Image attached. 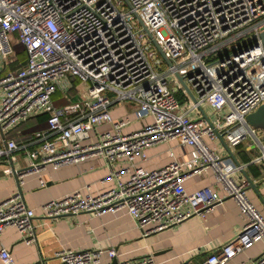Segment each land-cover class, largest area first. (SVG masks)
<instances>
[{
  "label": "built area",
  "instance_id": "2783aa9c",
  "mask_svg": "<svg viewBox=\"0 0 264 264\" xmlns=\"http://www.w3.org/2000/svg\"><path fill=\"white\" fill-rule=\"evenodd\" d=\"M263 30L264 0H0V157L23 150L27 158L22 168L8 171L17 187L0 201V233L11 226L22 242L33 243L36 214L56 218L122 209L148 234L192 213L202 215L229 197L241 218L238 232L198 264H222L257 239L264 248V213L245 194L248 179L233 176L244 164H235L206 142L219 135L233 146L246 138L258 141L257 129L244 122V115L264 102ZM18 42L26 60L7 68ZM175 74L182 76L195 100ZM170 76L174 89L188 100L186 106H179L168 88ZM67 77L84 83L87 94L54 106L56 86ZM127 100L136 103L138 117L149 114L151 121L125 134L127 120L114 119L108 107ZM202 102L216 114L223 108L226 112L214 120L191 117ZM41 112L47 113L42 127L22 134L21 141L10 135ZM101 123L111 130L82 143ZM171 139L190 147L188 157L153 169L140 164L148 146ZM261 147L253 162L264 156ZM93 154L104 158L109 169L105 179L117 176L118 161L125 162L127 178L99 194L91 195L85 186L51 198L37 212L21 197L25 174H39L47 163L57 167ZM205 168L218 189L186 191L184 179ZM38 182L45 183L41 176ZM115 253L111 248H60L53 254L60 264H96L102 254L113 259ZM0 261L13 264L7 248L0 247ZM117 264L155 262L150 254ZM249 264H264V249Z\"/></svg>",
  "mask_w": 264,
  "mask_h": 264
},
{
  "label": "crops",
  "instance_id": "0c3cea01",
  "mask_svg": "<svg viewBox=\"0 0 264 264\" xmlns=\"http://www.w3.org/2000/svg\"><path fill=\"white\" fill-rule=\"evenodd\" d=\"M9 63L6 64L7 68ZM54 92L52 96L54 106H60L67 100L73 101L87 94L86 85L76 77L60 80ZM200 106L191 111V117L202 116L210 119L206 106L202 103ZM108 109L114 119L127 120L122 129V133L125 134L139 130L151 121L149 114L142 117L136 115V103L131 100L113 102ZM37 117L33 116L21 122L13 128L10 135L16 141H21L22 134L33 131V127H37L34 128L37 130L43 126L44 117L40 118L39 115ZM256 129L258 141L246 138L234 146L220 139L206 142L218 154L227 155L233 162L244 164L243 168L233 172V176L248 178L249 185L245 188V194L255 208L264 213V156L253 162L255 156H260L261 145L264 146V129ZM110 130L111 127L107 123L95 125L89 137L82 140V143L96 140L99 133ZM189 149L188 145L178 143L174 139L166 140L148 146L145 149L146 159L140 164L145 169L157 168L173 158L188 157ZM26 163L27 158L23 150L13 152L11 157L6 155L0 157V201L17 187L15 176L8 172L9 169H20ZM125 167V162L118 161L114 166L118 171L117 176L111 174L110 179H105L109 169L99 154L57 167L47 163L39 174H25L19 191L26 204L37 212L42 202L76 189L84 190L85 186H88L91 195L115 187L117 179L127 178L128 172ZM38 176L42 177L44 185L38 182ZM213 182L211 170L205 168L199 174L186 177L183 186L186 191H193L202 186L218 189ZM184 207L189 208L188 205ZM32 219L35 225L33 243L22 242L17 230L11 226L5 227L0 233V247L8 249L13 264H60L53 254L60 248L73 250L111 248L116 252L113 259H108L102 254L96 264H117L119 260L150 254L155 264H198L221 243L232 238L241 224L237 206L229 197L213 205L202 215L192 213L179 222L148 234H143L136 227L133 218L122 209L113 212L103 211L95 215L89 212L62 214L56 218H43L36 214ZM263 249L262 239H257L222 264H249ZM0 264L3 263L0 261Z\"/></svg>",
  "mask_w": 264,
  "mask_h": 264
},
{
  "label": "water",
  "instance_id": "95a60500",
  "mask_svg": "<svg viewBox=\"0 0 264 264\" xmlns=\"http://www.w3.org/2000/svg\"><path fill=\"white\" fill-rule=\"evenodd\" d=\"M135 18H137V20L139 21L140 25H141V28L142 30H144V32L146 33V35L150 38V40L152 41L154 47L156 48L158 54H160L161 56L164 57L165 61L167 63H169L167 61V58L165 57L164 53L161 52L160 48L155 44L154 40H153V37L151 36V34L149 33V31L147 30V28L142 25L140 19L137 17L136 14H134ZM261 34V42H262V45L264 47V30L260 32ZM176 75V78L178 80V82L182 85V88H184L189 97L192 99V100H195L194 99V96L192 94V92L190 91V89L187 88L186 84L184 83L183 79H182V76L181 75H178V74H175ZM44 113V112H42ZM244 122L247 123L248 125H250L252 128L253 127H258V128H261V129H264V102L260 103L252 112L250 113H247L246 115H244ZM218 139H220L221 141H223V139L221 138V136L219 135L218 136ZM235 164L239 163L238 161L234 162ZM245 177V176H244ZM247 178V177H246ZM248 179V178H247Z\"/></svg>",
  "mask_w": 264,
  "mask_h": 264
},
{
  "label": "rangeland",
  "instance_id": "374dc122",
  "mask_svg": "<svg viewBox=\"0 0 264 264\" xmlns=\"http://www.w3.org/2000/svg\"><path fill=\"white\" fill-rule=\"evenodd\" d=\"M16 50H17L16 52H15V50H14L13 55L10 57V59H12V60H16L17 55H18L19 53L21 54V48H20V46H18V48H17ZM17 52H19V53H17ZM16 54H17V55H16ZM15 55H16V58H15ZM175 85H176L175 80L172 79V77L170 76V77H169V82H168V88H169V89H172V92L174 93V95H175V97H176V99H177V101H178L179 106H181V105L186 106L188 100H187V99L184 100V99H182V97H180V96H181V92L178 91V90H176V89H174V88H175ZM202 105H203V106H206L205 109H206V111H207V112L209 113V115H210V120H214L217 116H218V117H222L223 114L226 112V109L223 108L222 110H220V111L218 112V114H216V112L212 109V107L209 106L207 103L202 102ZM190 115H191V113H190ZM191 116H192V115H191ZM253 128H254V127H253ZM255 128H258V127H255Z\"/></svg>",
  "mask_w": 264,
  "mask_h": 264
},
{
  "label": "trees",
  "instance_id": "16d2710c",
  "mask_svg": "<svg viewBox=\"0 0 264 264\" xmlns=\"http://www.w3.org/2000/svg\"><path fill=\"white\" fill-rule=\"evenodd\" d=\"M18 46H20V48H21V54L19 53V52H17V53H19L18 55H17V58H16V55H15V58H16V60H12L9 64V68H11V69H13V68H16V67H18L19 65H21V64H23L24 62H25V60H26V57H25V50H24V47H23V45L20 43V42H18V43H16L14 46H13V52H14V50H15V52L17 51L16 49L18 48ZM38 115H39V117L40 118H43L42 120H44V122H43V125H44V123H45V118H46V116H47V113H38ZM38 115H36L35 117H37ZM72 117V116H71ZM38 118V117H37ZM34 128H37V127H33L32 128V130H35Z\"/></svg>",
  "mask_w": 264,
  "mask_h": 264
}]
</instances>
